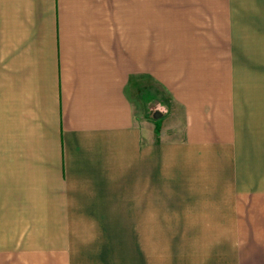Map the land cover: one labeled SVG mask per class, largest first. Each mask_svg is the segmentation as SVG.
I'll return each instance as SVG.
<instances>
[{
    "label": "crops",
    "instance_id": "crops-1",
    "mask_svg": "<svg viewBox=\"0 0 264 264\" xmlns=\"http://www.w3.org/2000/svg\"><path fill=\"white\" fill-rule=\"evenodd\" d=\"M257 3L0 0V264H264Z\"/></svg>",
    "mask_w": 264,
    "mask_h": 264
},
{
    "label": "rangeland",
    "instance_id": "rangeland-1",
    "mask_svg": "<svg viewBox=\"0 0 264 264\" xmlns=\"http://www.w3.org/2000/svg\"><path fill=\"white\" fill-rule=\"evenodd\" d=\"M257 1V4L243 6L246 14L248 12L259 13L260 16L264 14V4L259 3L261 0ZM234 12H237V8H234ZM262 21L263 19L246 22L245 27L250 30L260 28V25L264 23ZM2 173H4L3 176H1ZM0 249L5 250V77H0Z\"/></svg>",
    "mask_w": 264,
    "mask_h": 264
}]
</instances>
